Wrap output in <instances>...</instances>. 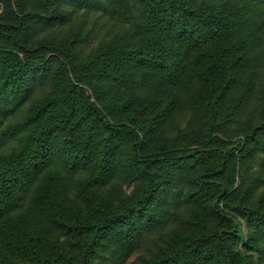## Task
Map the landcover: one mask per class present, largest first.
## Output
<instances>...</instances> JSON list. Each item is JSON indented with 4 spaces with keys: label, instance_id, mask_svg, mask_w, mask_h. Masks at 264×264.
Returning <instances> with one entry per match:
<instances>
[{
    "label": "rangeland",
    "instance_id": "374dc122",
    "mask_svg": "<svg viewBox=\"0 0 264 264\" xmlns=\"http://www.w3.org/2000/svg\"><path fill=\"white\" fill-rule=\"evenodd\" d=\"M153 1L174 6L182 0ZM211 1L192 0L197 7ZM144 10L136 0H0V72L28 56L23 47L45 48L41 57L44 66L33 73L39 79L33 86L18 85L22 95L26 91L29 94L23 96L20 109L11 116L20 120L27 113L29 119L40 112L35 125L39 132L58 112L72 113L69 118L80 128L75 139L87 140L93 107H103L113 110L116 128L147 124L150 150L138 165H132L126 156L139 145L122 142L118 167L107 181L94 182L86 169L58 170L60 187L51 195H42L40 201L26 196L0 217L4 232L0 264H83L86 245L93 236L89 228L132 207L153 188L151 178L158 174L173 177L170 182L165 179L172 193L155 213L161 221L149 229L140 227L137 242L127 253L118 254L115 244L110 253L95 257L91 264H156L185 248H209L206 241L231 227L232 221L239 228L232 245L243 257L242 264H264V245L258 241L264 238V227L227 208L264 206V146L251 154L239 149L247 136L245 122L264 117V37L251 48L235 47L232 38L219 37L201 45L198 41L186 44L181 57L174 58L179 63L175 74L164 80L161 69L143 67L133 75L125 74L127 85L114 88V78L123 67L133 66L126 49L146 45L161 54L162 39L152 37ZM17 11L33 15L51 11L58 17L51 21L33 15L21 18ZM12 39L19 41L21 48L15 47ZM248 58L258 60L241 71ZM236 72L239 87L222 94L225 81ZM250 79L251 88L242 94ZM163 80L168 84H162ZM240 98L243 101L235 107ZM93 132L101 150L103 136L98 128ZM106 134L104 140L109 139L110 134ZM208 143L225 152L235 150L236 156L225 174L216 179L220 186L201 192L188 185L190 177L205 167L218 168V158L206 164L189 163L184 170L163 161L170 151L194 154Z\"/></svg>",
    "mask_w": 264,
    "mask_h": 264
},
{
    "label": "trees",
    "instance_id": "16d2710c",
    "mask_svg": "<svg viewBox=\"0 0 264 264\" xmlns=\"http://www.w3.org/2000/svg\"><path fill=\"white\" fill-rule=\"evenodd\" d=\"M136 2L145 8L144 18L150 26L151 35L156 39L158 36L162 39L160 42L163 48H161V54L158 51L149 50L146 45H138L131 50L126 49V55L131 57L133 66L123 67V71L118 73L119 76L110 74L117 76L112 83L117 89L128 84L125 74L133 75V72L143 67L152 70L161 69L163 72L160 73V77L162 76L164 80L168 75L175 74L179 63L174 58L181 57L184 52L183 46L186 44L198 41L201 45L209 39L219 37L232 38L236 42L233 44L235 47L240 45L242 48H248L250 45L249 48H251L264 37V0H223L220 3L213 0L204 2L198 7L192 0H182L174 6H166L162 3L156 5V1L153 0H136ZM16 13L21 18L33 15L28 12L19 13L17 11ZM33 16L47 19V21L58 17L51 11ZM12 41L15 47L21 48L19 41L16 39ZM230 50L236 52L237 49L230 47ZM23 51L28 55L27 57L14 61L16 66H8V70L0 72V217L14 210L26 196H31V201L36 199L40 201L44 199H41L42 195L46 193L51 195L56 188L60 187L59 182L61 181H58L60 176L56 175L58 170L71 168L77 172L80 169H86L90 170V177L94 182L107 181L110 172H114L118 167L117 156L125 144L122 142L132 141L139 145L140 150L135 147V150L126 156L128 163L132 165H138L141 158L150 152L147 150L149 130L144 127L147 124H141V127L132 125L128 127L122 124L121 127L116 128L118 121L111 118L113 110L109 111L103 107L100 109L93 105L90 125L86 128L87 140L75 139V137L78 138L80 128L78 123H73L69 118L72 113L57 110L58 114L54 115V121L50 125L41 126L39 132L35 131V125L40 112L29 119H26L27 113L20 120H17L16 116L12 117L11 115L20 109L23 96L29 94L26 91L22 95L23 89L20 87L17 89L18 85H23V87L25 84L35 85L39 78L33 73L39 71L40 66H44L41 63L43 61L41 57L45 48L41 46L34 49L23 47ZM4 56L9 59V55L4 54ZM248 59H250L249 62L242 67L244 69L241 71H247L246 69L251 67L249 63H253L254 66L255 61L258 60ZM237 72L225 81L222 94L233 92L239 87L241 80L239 81L240 77ZM164 80L162 84H168ZM252 84L250 79L249 86L242 88V94L246 89L249 90ZM242 101L241 98L236 100L235 107L238 102ZM127 103L126 100L123 103L125 108ZM245 127L246 140L239 149L247 154L255 153L254 149L264 146V117L247 120ZM96 128L103 137L108 136L106 133L110 134L108 140L102 137V141L105 142L102 143L101 150L97 146L98 136L93 132ZM204 148L194 154L170 151L165 154L163 161L165 164L171 162L173 166L184 170L188 168L189 163L206 164L208 160L218 158L220 164L218 168L205 167L190 177L188 185L200 188L201 192L208 190L206 187L209 186H220L216 182L219 180L216 179L225 174L228 164L236 156L235 150L225 152L222 148L210 146L209 143ZM95 149H98V152ZM151 179L152 184L154 183L153 188L132 207L105 217L100 224L89 228L92 229L93 236L86 245L87 251L83 264H91L95 257L104 258L107 252L110 253L113 246L115 247V244L118 254L127 253L137 242L140 227L149 229L161 221L155 213L167 203L172 193V186L166 187L165 179L170 182L173 177L158 174L153 175ZM69 181L70 179L65 180L67 183ZM77 183L80 182L77 181ZM242 206H228L227 208L245 217L249 216V221L255 220L260 227H264V206L262 204L257 207ZM231 225L228 229L218 232L216 237L206 241L211 245L209 248H185L178 252L177 257L171 255L161 261L158 260L156 264H191V262L192 264H223L225 261L228 264H242L243 257L235 252L236 247L232 245V239L238 237L239 228L234 221ZM3 234L4 232L0 230V241H2L1 237L4 238ZM258 241L264 245L263 237H259ZM216 247L217 251L213 252ZM225 250L227 253H224Z\"/></svg>",
    "mask_w": 264,
    "mask_h": 264
}]
</instances>
